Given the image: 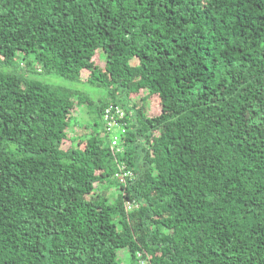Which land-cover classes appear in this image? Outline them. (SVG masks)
<instances>
[{"label":"trees","instance_id":"16d2710c","mask_svg":"<svg viewBox=\"0 0 264 264\" xmlns=\"http://www.w3.org/2000/svg\"><path fill=\"white\" fill-rule=\"evenodd\" d=\"M19 62L86 73L103 97ZM82 104L91 133L64 148ZM108 104L127 113L120 152ZM123 248L131 264H264V0H0V264H120Z\"/></svg>","mask_w":264,"mask_h":264},{"label":"rangeland","instance_id":"374dc122","mask_svg":"<svg viewBox=\"0 0 264 264\" xmlns=\"http://www.w3.org/2000/svg\"><path fill=\"white\" fill-rule=\"evenodd\" d=\"M94 62L96 65L99 67L103 68L104 66V58L102 53H96L94 58ZM19 67L17 70L22 72L24 75L29 76V77H34L38 78L44 82L53 84V85H65L69 86L71 88L77 89L87 95L89 99L93 103H97L99 98L103 97L104 91L102 89H97L93 86H90L86 84L85 77L86 73L82 74V81L80 83H74V82H69L61 77L56 76L55 74H42L40 71V67L37 65H33L34 69L36 70V73L32 74L29 71L24 70L25 66L24 63L19 62ZM135 64L136 61H133ZM147 113L149 116H155L159 113V104L156 96H152L150 98L149 104L147 106ZM70 127L68 128L67 131V137L64 140L63 147L67 148L70 144L76 145L78 137H82L87 134V137L90 135L91 130L93 127L92 122L94 120L93 114L91 113L89 107L86 104L82 105H76L74 108L70 111ZM78 128V129H77ZM99 131H101V128H98ZM77 133V136H75ZM72 139V142H71ZM112 188H106V189H101V191L104 193L105 196H107L110 200L114 198L115 195H117V186L115 184H111ZM98 189L99 186H97ZM116 191H114V189ZM116 258L120 262V264H131L130 263V255L127 249H118L116 251Z\"/></svg>","mask_w":264,"mask_h":264},{"label":"built area","instance_id":"2783aa9c","mask_svg":"<svg viewBox=\"0 0 264 264\" xmlns=\"http://www.w3.org/2000/svg\"><path fill=\"white\" fill-rule=\"evenodd\" d=\"M127 113L125 109L118 104H108L101 113L104 133L107 136V145L115 152L123 150L120 145L122 136L126 132L127 123L125 118ZM134 174L128 170L123 163L118 164V170L114 177L120 184H125L132 179ZM126 209L131 210L136 207L135 202H126ZM135 264H150L148 258L143 256L142 252L135 253Z\"/></svg>","mask_w":264,"mask_h":264}]
</instances>
